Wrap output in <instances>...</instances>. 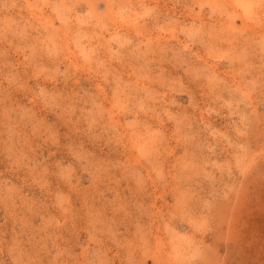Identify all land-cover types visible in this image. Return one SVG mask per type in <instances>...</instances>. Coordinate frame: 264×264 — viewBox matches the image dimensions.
<instances>
[{"label":"rangeland","instance_id":"1","mask_svg":"<svg viewBox=\"0 0 264 264\" xmlns=\"http://www.w3.org/2000/svg\"><path fill=\"white\" fill-rule=\"evenodd\" d=\"M0 264H264V35L212 0H0Z\"/></svg>","mask_w":264,"mask_h":264},{"label":"bare ground","instance_id":"2","mask_svg":"<svg viewBox=\"0 0 264 264\" xmlns=\"http://www.w3.org/2000/svg\"><path fill=\"white\" fill-rule=\"evenodd\" d=\"M29 2V0H26ZM143 1V0H140ZM213 2H221L225 6H227L229 9H231L234 13H237L241 19H242V28L243 29H251L254 30L255 33H262L264 35V30L260 31V28L257 27L254 22L249 21L251 19V4L252 0H212ZM252 9V8H251ZM31 15L40 23L45 24H53V18L49 13H46V11L42 9H32ZM111 25L115 28V30L123 29L126 31L136 30V27L134 24H129L127 22H124L122 20H119L116 16H111ZM233 24V23H232ZM110 25V26H111ZM72 24L68 25L66 28H62L59 32V36H61V44L63 47V58L65 61L72 66L74 70L84 71L86 74H91V70L88 66V63L86 60L82 59V56L78 53V51L73 46V42L71 41V35H72ZM173 35H176V32H173ZM152 38H155L157 42H161L162 40H167V37L165 35H156ZM215 64L212 63V68H215ZM131 76V74H130ZM99 77V76H97ZM144 84H148V82L144 81ZM98 90L105 101L106 104H108V112L111 114V117H117V121L119 122L120 116L118 115V112H122L123 107L119 100L111 95L106 89L104 88V85L102 84V80H100L97 84ZM116 112V115L114 113ZM122 130L124 132V142L126 143V146L128 147L127 157L129 161H133L136 165H141L142 159H143V152L144 149L143 143L140 140L138 136H135L131 131L130 128L121 126ZM158 235V234H157ZM158 237V244L157 246L159 249H165V244L162 242L160 236ZM166 258L168 260H172L173 257L170 255H167Z\"/></svg>","mask_w":264,"mask_h":264}]
</instances>
